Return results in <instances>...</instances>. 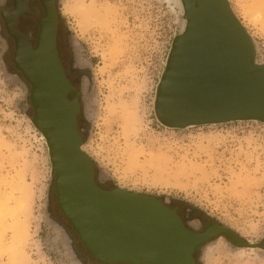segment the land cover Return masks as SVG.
Masks as SVG:
<instances>
[{"label":"rangeland","instance_id":"1","mask_svg":"<svg viewBox=\"0 0 264 264\" xmlns=\"http://www.w3.org/2000/svg\"><path fill=\"white\" fill-rule=\"evenodd\" d=\"M229 2L264 61V0ZM58 8L62 34L68 32L92 70L84 152L107 190L170 198L260 243L264 125L174 131L155 119V89L180 21L178 1L58 0ZM3 50L0 41V264H75L46 217L48 197H55L48 145L28 115L27 92L4 71ZM210 246L219 248L212 264H264L260 252L233 248L224 238L204 249Z\"/></svg>","mask_w":264,"mask_h":264},{"label":"water","instance_id":"2","mask_svg":"<svg viewBox=\"0 0 264 264\" xmlns=\"http://www.w3.org/2000/svg\"><path fill=\"white\" fill-rule=\"evenodd\" d=\"M177 1L181 7L178 31L154 95L158 124L174 131L231 123L264 125V61L258 42L238 19L229 0ZM57 22L51 0L46 3L44 38L40 36L39 44L52 45V51L45 53L44 65L37 53L30 67L22 71L32 85V124L48 145L57 201L77 238L54 219L50 196L46 217L59 231L73 262L89 264L78 241L99 264H197L195 251L216 238H224L233 248L264 256V239L248 242L214 220L202 234H192L177 211L170 208V198L98 187L94 162L84 152L85 143L76 124L79 96L84 103L94 89L92 70L85 93L71 87L55 51ZM70 92L73 102L67 99ZM83 116L87 117L85 111ZM97 173L98 181L107 184L102 173ZM203 249L200 264H204Z\"/></svg>","mask_w":264,"mask_h":264},{"label":"flooded vegetation","instance_id":"3","mask_svg":"<svg viewBox=\"0 0 264 264\" xmlns=\"http://www.w3.org/2000/svg\"><path fill=\"white\" fill-rule=\"evenodd\" d=\"M51 0H0V41L3 44V68L7 75L14 81L21 84L28 95L27 112L34 117V108L31 102L32 85L27 81L23 74L22 68H29L32 59L37 53L42 56L44 65L45 53H51L52 45L40 43L39 38H44V21L46 17V3ZM55 9L58 15V22L55 34V51L62 66L65 78L78 93H83L88 88V78L91 74V68L86 63L81 62L78 58V50L74 40L66 31L62 34L58 0H54ZM52 64V63H51ZM50 63H48V66ZM53 65V64H52ZM69 102H73L74 96L70 92L67 95ZM80 105L79 114L76 117L77 131L85 143L86 137L91 133V126L87 117L83 116L85 106L82 97L79 96ZM97 167L94 164L95 182L102 190H107L109 183L102 184L98 181ZM56 176L53 179V188L55 197H50V210L54 219L60 224L66 226L71 233L77 238L76 232L62 214L56 193ZM182 204V203H181ZM170 208L175 209L184 223L185 227L194 235L202 234L209 226L210 219L204 217L197 209H192L187 205H180V202L171 200ZM219 225V224H218ZM216 238L215 240H218ZM214 240V241H215ZM261 245H264L262 243ZM200 246L194 254L197 264ZM89 264H99L88 257Z\"/></svg>","mask_w":264,"mask_h":264},{"label":"bare ground","instance_id":"4","mask_svg":"<svg viewBox=\"0 0 264 264\" xmlns=\"http://www.w3.org/2000/svg\"><path fill=\"white\" fill-rule=\"evenodd\" d=\"M219 248L207 247L203 250V263L212 264V261L217 257V252ZM253 251V250H252ZM14 263L15 259L12 260Z\"/></svg>","mask_w":264,"mask_h":264}]
</instances>
